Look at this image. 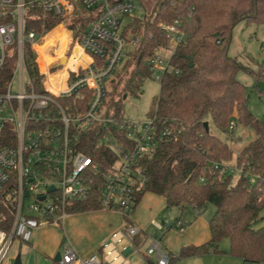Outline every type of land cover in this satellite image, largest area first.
<instances>
[{
	"label": "built area",
	"instance_id": "obj_1",
	"mask_svg": "<svg viewBox=\"0 0 264 264\" xmlns=\"http://www.w3.org/2000/svg\"><path fill=\"white\" fill-rule=\"evenodd\" d=\"M133 8V0H0V195L14 206L9 229L0 228V264L14 238L29 243L40 226L60 224L68 202L86 198L92 185L99 187L101 210L128 211L146 181L140 158L173 133L157 131L154 117L131 121L106 115L105 83L126 43L134 47L138 40L124 33V19ZM76 11L81 17H73ZM158 27L174 41L167 56L159 54L166 44L144 61L159 82L171 69L169 58L183 32L177 20ZM59 28L67 35L62 51L58 38L46 45V37ZM24 45L34 53L41 76L38 91L26 69ZM11 55L14 62L4 71ZM108 83L114 85L115 79ZM235 127L230 121L228 128ZM90 137L97 139L92 150L104 147L116 155L106 170L84 151ZM220 171L233 169L223 164ZM163 226H169L167 220ZM170 227L182 225L176 221ZM123 230L134 246L137 229ZM59 253L56 264H101L97 254L82 258L67 242ZM149 255L156 264L169 263V253L160 248H148Z\"/></svg>",
	"mask_w": 264,
	"mask_h": 264
},
{
	"label": "trees",
	"instance_id": "obj_2",
	"mask_svg": "<svg viewBox=\"0 0 264 264\" xmlns=\"http://www.w3.org/2000/svg\"><path fill=\"white\" fill-rule=\"evenodd\" d=\"M82 14L76 11L73 17ZM174 20L179 22L183 37L169 58L171 69L159 81L152 116L157 131L168 128L173 133L140 158L146 181L135 192L130 209L122 214L123 229L132 226L131 212L146 191L162 196L168 208L185 204L200 208L209 202L214 208L207 222L209 239L183 246L175 256L169 253V263L175 258L226 253L240 258L243 264H264V121L248 109L246 87L236 77L240 69L252 74L253 87L264 93V88H259V82L264 81V59L254 71L228 53L236 23L264 21V0H157L148 16L134 17L124 28V33L138 39L124 62V67L131 66L130 77L152 75L144 61L168 43L158 24ZM52 25L51 21L49 27ZM83 26L84 23L80 30ZM13 62L11 55L4 71H9ZM24 62L38 91L41 76L28 45H24ZM118 83L107 89L104 101L106 115L115 118L123 117L122 102L130 87L129 77L122 86ZM207 115L227 137L233 134V129L228 128L230 121L254 133L236 154L237 165H244L234 181L231 172L220 171V166L231 158L232 150L227 139L205 128ZM96 140L87 139L84 151L106 170L116 155L104 147L92 150ZM98 189L92 185L86 198L68 202L67 213L101 210ZM13 213V204L0 195L1 229H9ZM223 238L228 241L225 251L219 246ZM131 241L135 247L140 245L138 231Z\"/></svg>",
	"mask_w": 264,
	"mask_h": 264
},
{
	"label": "crops",
	"instance_id": "obj_3",
	"mask_svg": "<svg viewBox=\"0 0 264 264\" xmlns=\"http://www.w3.org/2000/svg\"><path fill=\"white\" fill-rule=\"evenodd\" d=\"M185 205L167 207L169 211L175 209V212L167 217L164 198L150 191L143 193L130 215L132 226L137 229L141 237V243L137 248L131 246L125 236L122 214L117 210L70 213L60 224H47L37 228L30 242L26 244L29 246V253L41 258V263L44 264L49 260L56 264L54 256L57 252H61L62 245L66 242L82 258L92 254H97L100 258L102 254L109 253L112 247L122 256L123 264H147L149 261L155 262L154 255L145 256L148 248H160L175 256L181 247L198 245L209 239L206 217L202 218V213L194 206L189 205L192 208L190 210ZM165 220L169 224L168 227L163 226ZM176 221L181 222L182 232L169 230L172 228L170 225ZM227 246L228 242L220 248L225 251ZM239 260L240 264H243L240 258L226 253H207L175 258L168 264H239ZM13 263L14 261L10 262Z\"/></svg>",
	"mask_w": 264,
	"mask_h": 264
},
{
	"label": "rangeland",
	"instance_id": "obj_4",
	"mask_svg": "<svg viewBox=\"0 0 264 264\" xmlns=\"http://www.w3.org/2000/svg\"><path fill=\"white\" fill-rule=\"evenodd\" d=\"M157 0H133L134 8L132 12L125 17L124 22L129 21L130 19L143 18L148 16L151 12V9L154 3ZM131 34H127V39H130ZM56 38L60 40L59 51L64 49L67 35L66 32L61 30L54 31L52 34L46 37V45L51 44ZM174 45L172 38L166 45V48L160 50L159 54L162 57L167 56L169 49ZM133 49V46L130 43H126L122 56L117 63L109 81L111 78L115 79V84L118 83L119 86H122L123 82L127 77H129L130 87L125 91V97L122 104V114L126 120H146L153 116V111L156 103V98L159 91V82L156 81L151 76L145 75H134L130 77L131 66L124 67V62L129 59L130 51ZM7 53H12L10 48H7ZM228 53L230 56L236 57L244 66H248L252 70H257L259 62L264 59V21L258 24H246L244 21H239L235 24L231 31V39L228 46ZM41 57H43V49L40 48ZM121 77V78H119ZM237 80L240 81L246 87V98H247V107L248 109L261 121H264V93H258L257 88L253 87L255 78L252 74H249L242 69L237 71L236 74ZM109 81L105 83L107 89L111 86ZM259 88H264V81L259 82ZM208 121L209 129L219 136L222 139H227L230 149L232 150L231 158L225 163L228 168H232V181H234L238 175V165L236 162V154L247 141L254 137L252 130L246 129L243 126L237 124L233 129V134L230 137H227L226 133L221 132L216 129V127L211 123L210 116H206ZM145 194V193H144ZM190 210L192 208L186 204ZM213 205L209 202L204 203L200 208H197V211L202 213V218L208 217L210 213L212 214ZM164 210L167 212L165 216L170 217L175 211V209H169L164 207ZM261 215L264 216V210H262ZM208 225V223H207ZM169 230L175 232H182V228H170ZM165 231V230H163ZM227 239L223 238L219 242V246L227 244ZM29 246L26 243L21 242L18 238H14L11 242L10 248L6 255V258L1 264H10L13 262L15 257L20 254L22 264H44L41 263V258L29 253ZM109 253H104L101 258V263L105 264H123L124 260L120 253L114 251V248H110ZM237 258V257H235ZM240 264V260L238 261ZM47 264H55L53 261L49 260Z\"/></svg>",
	"mask_w": 264,
	"mask_h": 264
},
{
	"label": "water",
	"instance_id": "obj_5",
	"mask_svg": "<svg viewBox=\"0 0 264 264\" xmlns=\"http://www.w3.org/2000/svg\"><path fill=\"white\" fill-rule=\"evenodd\" d=\"M204 126H205L206 129L208 128L207 122H204ZM52 189H53V187L49 188V190H52ZM59 258H60V253L57 252L55 254V256H54V260L57 261ZM13 264H21V260H20V256L19 255L16 256ZM147 264H156V263L153 262V261H149V262H147Z\"/></svg>",
	"mask_w": 264,
	"mask_h": 264
}]
</instances>
